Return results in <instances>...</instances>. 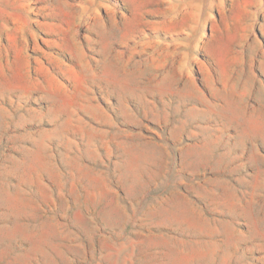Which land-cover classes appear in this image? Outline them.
<instances>
[{"label":"rangeland","instance_id":"obj_1","mask_svg":"<svg viewBox=\"0 0 264 264\" xmlns=\"http://www.w3.org/2000/svg\"><path fill=\"white\" fill-rule=\"evenodd\" d=\"M0 264H264V0H0Z\"/></svg>","mask_w":264,"mask_h":264}]
</instances>
